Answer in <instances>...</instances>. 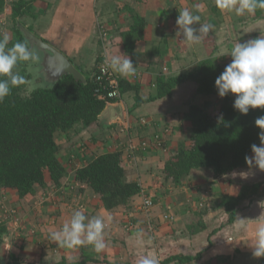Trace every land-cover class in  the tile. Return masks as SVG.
<instances>
[{"label": "crops", "instance_id": "0c3cea01", "mask_svg": "<svg viewBox=\"0 0 264 264\" xmlns=\"http://www.w3.org/2000/svg\"><path fill=\"white\" fill-rule=\"evenodd\" d=\"M24 1L30 11L21 17L22 27L64 54L86 82L100 59L121 52L137 66L136 74L125 77L113 72L137 91L121 92L122 99L108 103L90 126L77 125L59 134L60 160L68 171L59 187L39 188L28 201L19 199L15 190L0 191V222L7 225L11 250L20 249L21 259L35 264L63 260L136 264L148 253L159 264H262L263 257L253 256L251 243L258 223L264 220V184L256 181L260 186L249 190L251 183L243 178L246 168L222 177L210 168L195 169L180 185L163 173L180 144H191L192 126L183 120L186 111L178 109L173 99L181 97L188 85L194 89L196 102L205 108L214 104L211 110H215L218 97L213 96L214 101L198 95V85L187 82L170 96L152 98L161 78L191 72L201 61L212 59L222 73L232 60L227 53L234 43L264 33V12L237 16L218 9L215 0H150L147 5L133 0ZM184 8L200 15V23L212 25L198 45L177 36L176 20ZM135 16L144 18L146 24L143 39L132 41L128 33ZM138 97L145 102L137 105ZM110 152L122 153L128 180L138 182L142 189L130 205L113 210H107L93 190L75 178L79 168ZM243 193L247 197L239 200ZM146 196L153 200L148 211L140 207L141 197ZM76 209L105 219L106 248L101 253L91 245L68 248L50 238ZM233 212L230 223L226 216ZM169 215L173 221L165 219ZM174 256L191 260L168 261Z\"/></svg>", "mask_w": 264, "mask_h": 264}, {"label": "trees", "instance_id": "16d2710c", "mask_svg": "<svg viewBox=\"0 0 264 264\" xmlns=\"http://www.w3.org/2000/svg\"><path fill=\"white\" fill-rule=\"evenodd\" d=\"M133 1L143 5L150 2ZM8 6L10 11L6 12ZM29 8L28 2L24 0L9 5L5 0H0V36L5 34L7 13L12 21L8 27L10 33L7 32L8 47L17 41L27 42L22 31L24 25L21 17L30 11ZM263 12L264 9H257L254 13L259 16ZM133 20L129 39L141 40L145 19L135 16ZM32 65L34 68L37 63ZM29 68L27 64L21 63L15 71L32 82L30 89L24 85L12 88L10 95L0 102V191L15 190L19 199L24 201L33 198L39 188L59 187L68 176L67 168L60 160L57 141L59 134L68 133L77 125L90 126L99 120L108 103L117 101L101 98L97 92L99 86L93 77L83 83L68 74L52 86L44 87V82L36 81V75ZM220 74L213 60L207 59L198 63L191 72L168 79L163 77L158 81V93L152 100L170 96L173 89L187 82L198 85V95L216 96L219 100L218 112L214 115H211L208 108L195 103H191L188 112L184 114L183 120L192 126L191 144H180L178 151L166 161L163 171L166 179H171L175 185H180L195 169L210 168L217 177H222L246 168L249 165L245 157L253 155L251 146L260 145L258 134L261 130L255 121L264 116V108H250L248 114H241L233 107L234 94L223 98L219 96L215 80ZM120 89L122 94L127 90L137 91V88L129 86L124 80H120ZM145 100L138 97L137 105ZM75 178L77 182L87 184L107 210L130 205L142 191L138 182L128 180L121 152L96 157L79 168ZM246 197V193H243L238 199ZM229 219L230 223L233 222L234 212ZM5 234H9L7 225L0 222V247ZM19 250L13 247L8 260L3 263L0 258V264H35L23 261ZM170 259L180 262L191 260L182 256L171 257L168 261ZM88 263L85 260H63L57 264ZM105 263L109 264L107 261Z\"/></svg>", "mask_w": 264, "mask_h": 264}, {"label": "clouds", "instance_id": "9594fccd", "mask_svg": "<svg viewBox=\"0 0 264 264\" xmlns=\"http://www.w3.org/2000/svg\"><path fill=\"white\" fill-rule=\"evenodd\" d=\"M215 4L221 11L234 12L237 16L253 14L257 9H264V0H215ZM196 7L199 9L198 5ZM200 21V15L193 14L189 9L179 10L176 20L177 36L182 35V41L190 45L200 44L212 29V25ZM8 44V35L0 36V102L10 95L12 88L24 85L30 89L32 82L15 69L21 63L31 67L40 60L39 55L27 42L17 41L11 47H8ZM227 55H230L232 60L215 80L219 96L223 98L234 94L233 107L244 115L248 114L250 108H264V33L255 39L234 43ZM105 63L121 76H132L137 71L132 59L121 52L119 55H106ZM255 124L261 130L258 134L260 145L253 144V155L246 156L245 160L250 167L254 165L264 171V116L258 117ZM240 223L243 226V220ZM104 230L105 219L102 216L89 217L82 209H76L60 230L50 233V238L60 246L73 248L91 245L95 252L101 253L106 248ZM251 247L254 257H264V220L256 227ZM136 264H159V261L148 253L140 256Z\"/></svg>", "mask_w": 264, "mask_h": 264}, {"label": "water", "instance_id": "95a60500", "mask_svg": "<svg viewBox=\"0 0 264 264\" xmlns=\"http://www.w3.org/2000/svg\"><path fill=\"white\" fill-rule=\"evenodd\" d=\"M22 31L27 39L29 47L36 51L38 55L39 53H42V55H39L40 60L37 63V66H39L37 67L36 71L44 75L45 81H50L49 83L44 82V86L47 84L52 86L56 81L68 74L73 75L78 80L86 82L81 73L75 69V67L64 54L53 49L47 43L33 35L26 28L22 27ZM35 47L38 48V50L35 49ZM10 253V235L5 234L3 244L0 247V258L3 263L8 260Z\"/></svg>", "mask_w": 264, "mask_h": 264}, {"label": "rangeland", "instance_id": "374dc122", "mask_svg": "<svg viewBox=\"0 0 264 264\" xmlns=\"http://www.w3.org/2000/svg\"><path fill=\"white\" fill-rule=\"evenodd\" d=\"M14 1V0H13ZM13 1H10V2H13ZM14 2H16V0L14 1ZM13 2V3H14ZM9 3V2H8ZM10 4V3H9ZM8 4V5H9ZM9 16H7V23H6V27H5V30H4V33L5 34H8V33H10V31L8 30V27H10L11 26V21H10V18H8ZM3 23H5V22H3ZM8 32V33H7ZM9 36V35H8ZM35 49H37L38 50V48H36L35 47ZM36 52V51H35ZM39 55H42V53H39ZM39 66V65H38ZM37 65H35V67L33 68V65L29 68V70H30V72L33 74H35L36 75V77L37 76H39V77H41L42 78V81H44V82H47V83H49L50 81L49 80H47V81H45V77H44V75L42 74V73H38L37 71H36V69H37V67H38ZM35 80H36V78H35ZM37 81V80H36ZM35 85H37V84H35ZM48 85V84H47ZM45 87V86H44ZM194 94V89H192V87L191 86H186L185 87V90H184V92H182L181 93V97H177V99L175 100V99H173L174 100V105L176 106V105H179V106H177L178 107V109H181L182 108V110L183 111H186V112H188V110H189V108H190V105H187V103L186 102H183V101H191V103H193V102H196L197 101V99H195V96L193 95ZM185 96V98L183 99V97ZM176 98V97H175ZM213 99H214V101L216 100L214 97H212ZM190 99V100H189ZM183 100V101H182ZM199 101V100H198ZM195 104H198L197 102L195 103ZM219 104V103H218ZM216 105L215 106V110H211V108L214 106V104H212V105H210L209 106V109L208 110H210L209 112H211V115H214V114H216L217 112H218V107H219V105ZM212 106V107H211ZM246 172H247V174L246 175H244L243 176V178H245V179H247V182L249 181L250 183H251V186H250V188H249V190H252L254 187H256L257 188V186L259 185V184H255V182L256 181H259V182H261V184L260 185H263L264 184V171H261L258 167H256V166H249V167H246ZM254 177V178H253ZM248 182V183H249ZM259 185V186H260ZM264 192V191H263ZM250 196H252L251 194H250ZM142 198V202H141V204H140V207H142V203L144 202V198L143 197H141ZM254 200V199H253ZM143 208V207H142ZM215 207H213V209H214ZM218 212H221V211H218ZM218 214V213H217ZM230 215V214H229ZM227 218H230V216H226Z\"/></svg>", "mask_w": 264, "mask_h": 264}, {"label": "built area", "instance_id": "2783aa9c", "mask_svg": "<svg viewBox=\"0 0 264 264\" xmlns=\"http://www.w3.org/2000/svg\"><path fill=\"white\" fill-rule=\"evenodd\" d=\"M7 4H11L13 0H5ZM13 1V2H10ZM9 2V3H8ZM9 6L6 8V12H9ZM105 58L103 57L102 61H100L96 67V70L93 73V79L96 81V84L99 86L98 93L100 94L101 98H109L112 100H121L122 94L120 89V80L115 75V73L108 68L107 64L105 63ZM153 205V200L149 197H144V202L142 203V207L145 210H149ZM166 220L173 221L174 218L169 215L165 216Z\"/></svg>", "mask_w": 264, "mask_h": 264}]
</instances>
